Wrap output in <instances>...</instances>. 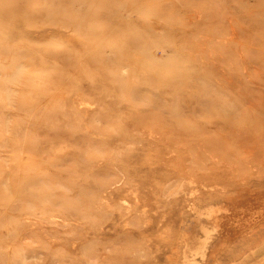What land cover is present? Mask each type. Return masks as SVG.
<instances>
[{"label":"rangeland","instance_id":"1","mask_svg":"<svg viewBox=\"0 0 264 264\" xmlns=\"http://www.w3.org/2000/svg\"><path fill=\"white\" fill-rule=\"evenodd\" d=\"M0 70V264H264V0H0Z\"/></svg>","mask_w":264,"mask_h":264},{"label":"bare ground","instance_id":"2","mask_svg":"<svg viewBox=\"0 0 264 264\" xmlns=\"http://www.w3.org/2000/svg\"><path fill=\"white\" fill-rule=\"evenodd\" d=\"M13 54H14V53H13ZM15 54H16V53H15ZM15 54H14V55H15ZM15 68H16V67H15ZM12 70H13V69H12ZM0 71H1V70H0ZM0 73H1V72H0ZM9 81H10V79H9ZM2 87H3V86H2ZM186 239H187V238H186ZM184 242H186V241H184ZM183 255H184V254H183Z\"/></svg>","mask_w":264,"mask_h":264}]
</instances>
